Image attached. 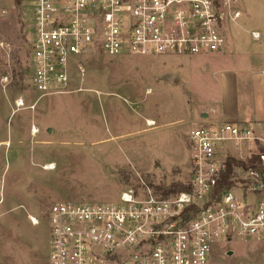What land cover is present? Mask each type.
I'll list each match as a JSON object with an SVG mask.
<instances>
[{
  "label": "rangeland",
  "instance_id": "1",
  "mask_svg": "<svg viewBox=\"0 0 264 264\" xmlns=\"http://www.w3.org/2000/svg\"><path fill=\"white\" fill-rule=\"evenodd\" d=\"M244 1L250 17L264 14V0ZM232 6L238 10V0ZM22 9L17 0H0V264H49L53 204L112 203L126 189L161 195L158 188L189 184V133L207 120L199 115L210 111L219 86L201 71L206 56L95 51L78 61L83 75L71 71L67 94L38 99L28 83ZM209 264H264V239L220 242Z\"/></svg>",
  "mask_w": 264,
  "mask_h": 264
},
{
  "label": "built area",
  "instance_id": "2",
  "mask_svg": "<svg viewBox=\"0 0 264 264\" xmlns=\"http://www.w3.org/2000/svg\"><path fill=\"white\" fill-rule=\"evenodd\" d=\"M233 1L19 0L30 39V90L38 99L67 94L71 71L83 75L78 61L95 51L218 53L226 21L241 16ZM15 106L24 108L23 100ZM189 141V191L163 198L146 187L123 190L112 203L53 204L46 216L49 264H209L220 242L262 241L264 124L206 120ZM232 159L240 165L226 185Z\"/></svg>",
  "mask_w": 264,
  "mask_h": 264
},
{
  "label": "crops",
  "instance_id": "3",
  "mask_svg": "<svg viewBox=\"0 0 264 264\" xmlns=\"http://www.w3.org/2000/svg\"><path fill=\"white\" fill-rule=\"evenodd\" d=\"M238 2L241 16L235 22L226 21V44L223 50L207 55L208 61L200 66L201 71L210 72V77L219 86L218 99L209 101L210 111L205 112L206 119L220 123L264 124V14L257 12V16H254L252 12L253 17H250L247 3L244 0ZM254 2L257 4L262 0ZM245 14L247 18L242 20ZM253 20H256L255 23ZM231 25L233 28H230ZM252 34L258 38L254 39ZM244 54V60L235 63L234 58ZM221 57L229 58V63L221 61ZM167 61L183 67L190 64L171 58ZM174 72L181 74L180 71ZM201 122L199 119L195 126Z\"/></svg>",
  "mask_w": 264,
  "mask_h": 264
},
{
  "label": "trees",
  "instance_id": "4",
  "mask_svg": "<svg viewBox=\"0 0 264 264\" xmlns=\"http://www.w3.org/2000/svg\"><path fill=\"white\" fill-rule=\"evenodd\" d=\"M18 3H19V0H17ZM235 165H240L239 162H236L235 160H229L228 163H227V172L226 174L223 175L222 177V182L226 185H229L227 183V180H228V176L229 174H231L233 172V166ZM190 190V185L187 184L186 186L182 185V184H179V183H173L171 184L167 189L165 190H162V189H159L157 191H159V193L161 194V196L163 198H168L170 196H174L180 192H183V191H189Z\"/></svg>",
  "mask_w": 264,
  "mask_h": 264
},
{
  "label": "water",
  "instance_id": "5",
  "mask_svg": "<svg viewBox=\"0 0 264 264\" xmlns=\"http://www.w3.org/2000/svg\"><path fill=\"white\" fill-rule=\"evenodd\" d=\"M201 119H206L207 118V114L203 112V114L200 116ZM229 255H231V253H229Z\"/></svg>",
  "mask_w": 264,
  "mask_h": 264
},
{
  "label": "bare ground",
  "instance_id": "6",
  "mask_svg": "<svg viewBox=\"0 0 264 264\" xmlns=\"http://www.w3.org/2000/svg\"><path fill=\"white\" fill-rule=\"evenodd\" d=\"M148 125H152V123H149ZM34 134L36 133L35 130L32 131ZM47 169H50L49 167Z\"/></svg>",
  "mask_w": 264,
  "mask_h": 264
}]
</instances>
